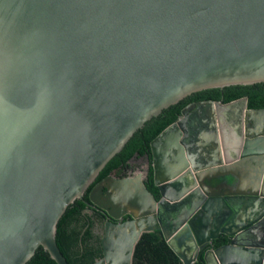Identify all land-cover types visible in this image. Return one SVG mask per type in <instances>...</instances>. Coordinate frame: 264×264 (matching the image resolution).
Segmentation results:
<instances>
[{"label":"water","instance_id":"1","mask_svg":"<svg viewBox=\"0 0 264 264\" xmlns=\"http://www.w3.org/2000/svg\"><path fill=\"white\" fill-rule=\"evenodd\" d=\"M221 87H264V0H0V264H68L56 227L84 193L106 219L91 264H130L153 230L181 264H264L245 97L188 103L149 142L154 193L131 169L88 191L149 119Z\"/></svg>","mask_w":264,"mask_h":264},{"label":"trees","instance_id":"2","mask_svg":"<svg viewBox=\"0 0 264 264\" xmlns=\"http://www.w3.org/2000/svg\"><path fill=\"white\" fill-rule=\"evenodd\" d=\"M241 97L246 98V106L250 109H264V87H221L211 88L152 117L125 145L114 159L95 178V181L106 175L121 171L123 168L134 169L136 165L131 160L144 157L148 161L145 187L152 193L149 142L166 126L173 123L180 110L188 103L195 101L229 102ZM89 189V188H88ZM87 192V191H86ZM84 206L77 199L58 220L55 242L60 253L68 264H91L101 255L99 236L91 231V222L87 216L80 213ZM223 242L220 238L215 245ZM25 264H56L48 254L37 248ZM132 264H181L177 256L167 246L158 230L143 233L135 244L132 254Z\"/></svg>","mask_w":264,"mask_h":264},{"label":"flooded vegetation","instance_id":"3","mask_svg":"<svg viewBox=\"0 0 264 264\" xmlns=\"http://www.w3.org/2000/svg\"><path fill=\"white\" fill-rule=\"evenodd\" d=\"M137 159H138V161H137L138 163L134 164V165H136V166H135L134 169H131V170L141 171V172L144 174V180H143V181H145V179H146L145 175H146V172H147L148 161H147V159L144 158V157H139V158H136V159L131 160L130 163H132L134 160H137ZM129 169H130V168H127V167H126V168H123L121 171H119V172L117 173V174H118L117 176H115L116 173H112V174H110V175L113 176V177L119 178V177L125 176ZM106 176H107V175H106ZM104 177H105V176H104ZM104 177H103V178H104ZM101 179H102V178H101ZM101 179H99V180H101ZM99 180H98V181H99ZM98 181L93 182V183L90 185L88 191H89V190L93 187V185H94L96 182H98ZM151 185H152V184H151ZM152 187H153V186H152ZM80 199H81V201H83V200H87V193H84V195H83ZM83 203H84V202H83ZM80 213H81L82 215L87 216V217H86V218H87V222H89V221L91 222V231H92V234H93L94 236H99V244H100V238H101V236H102L104 223L106 222L105 215H104L101 211L95 209V208L92 207V206H88V205H86V204H84V206L82 207ZM120 220H121V222H122V221H126V220H128V216L124 215V216H122V217L120 218ZM217 240H218V239H217ZM100 257H101V255H100ZM100 257H99V258H100ZM99 258H97V259H99ZM97 259H96V260H97ZM96 260H95V261H96ZM130 264H132V257H131Z\"/></svg>","mask_w":264,"mask_h":264},{"label":"rangeland","instance_id":"4","mask_svg":"<svg viewBox=\"0 0 264 264\" xmlns=\"http://www.w3.org/2000/svg\"><path fill=\"white\" fill-rule=\"evenodd\" d=\"M137 161H138V159L137 160H134L131 164L134 165V164L138 163Z\"/></svg>","mask_w":264,"mask_h":264}]
</instances>
